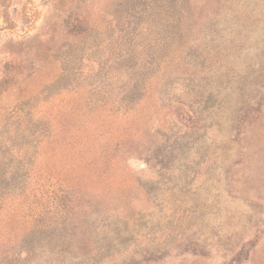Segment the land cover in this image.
I'll use <instances>...</instances> for the list:
<instances>
[{
  "label": "rangeland",
  "instance_id": "rangeland-1",
  "mask_svg": "<svg viewBox=\"0 0 264 264\" xmlns=\"http://www.w3.org/2000/svg\"><path fill=\"white\" fill-rule=\"evenodd\" d=\"M0 264H264V0H0Z\"/></svg>",
  "mask_w": 264,
  "mask_h": 264
}]
</instances>
